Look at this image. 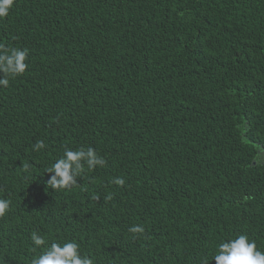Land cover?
<instances>
[{
	"label": "trees",
	"instance_id": "16d2710c",
	"mask_svg": "<svg viewBox=\"0 0 264 264\" xmlns=\"http://www.w3.org/2000/svg\"><path fill=\"white\" fill-rule=\"evenodd\" d=\"M0 43L29 50L0 88V264H30L33 231L99 264H215L240 233L264 251V0H16ZM65 146L106 163L46 190Z\"/></svg>",
	"mask_w": 264,
	"mask_h": 264
},
{
	"label": "clouds",
	"instance_id": "9594fccd",
	"mask_svg": "<svg viewBox=\"0 0 264 264\" xmlns=\"http://www.w3.org/2000/svg\"><path fill=\"white\" fill-rule=\"evenodd\" d=\"M15 5L16 0H0V19L8 17ZM28 56L27 48L0 43V74H2L0 88L8 87L11 81L26 72L29 67ZM32 147L33 151L39 152L44 150L46 145L43 140H37ZM105 163L104 158L91 146L77 149L65 146L62 155L56 158L46 171L51 174L50 178L44 182L46 190L61 191L76 187L79 184L78 177L85 169L92 171L97 166H104ZM252 165L254 167L264 166V145L257 150ZM28 167V165H23L25 171H28ZM112 182L123 186L125 179L116 177ZM93 198L98 199V197ZM111 198V196L107 197V199ZM10 210V200L0 198V218L6 217ZM128 231L133 234V239H137L145 233V227L141 224H134ZM30 238L35 253L30 264H99L95 257L84 254L81 244L74 239L49 241L36 231L31 233ZM213 260L215 264H264V251L258 248L254 239H250L246 233H240L220 241L215 248ZM201 264H208L206 257L201 260Z\"/></svg>",
	"mask_w": 264,
	"mask_h": 264
}]
</instances>
